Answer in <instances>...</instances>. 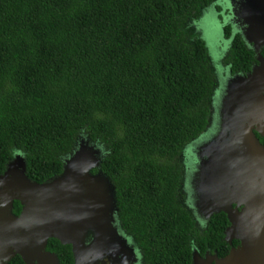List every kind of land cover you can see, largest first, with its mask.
Masks as SVG:
<instances>
[{"label":"trees","instance_id":"obj_1","mask_svg":"<svg viewBox=\"0 0 264 264\" xmlns=\"http://www.w3.org/2000/svg\"><path fill=\"white\" fill-rule=\"evenodd\" d=\"M218 1L0 0V175L21 153L28 177L45 183L88 139L145 264H192L194 249L227 256V215L201 230L184 193L185 149L208 128L217 88L192 22ZM223 31L224 64L250 72L255 52L231 25ZM47 251L73 261L57 239Z\"/></svg>","mask_w":264,"mask_h":264},{"label":"water","instance_id":"obj_2","mask_svg":"<svg viewBox=\"0 0 264 264\" xmlns=\"http://www.w3.org/2000/svg\"><path fill=\"white\" fill-rule=\"evenodd\" d=\"M230 1L259 65L228 82L220 104V131L200 148L191 189L197 214L209 221L225 213L230 222L225 240L240 244L224 258L194 251L192 264H264V146L254 133L257 127L264 136V0H240L238 8L236 0ZM96 146L81 139L64 159L63 173L42 184L28 177L25 157L15 155L0 175V252L8 249L0 255V264L17 255L25 264H60L58 256L47 251L50 239L71 245L78 264H96L89 248L106 229L116 232L112 223L117 213L115 190L101 171L102 150ZM77 148L90 150L93 159L74 173L73 168L81 167ZM16 201L22 206L19 216L13 213ZM92 233L96 240L86 246ZM98 249V244L93 247Z\"/></svg>","mask_w":264,"mask_h":264},{"label":"flooded vegetation","instance_id":"obj_3","mask_svg":"<svg viewBox=\"0 0 264 264\" xmlns=\"http://www.w3.org/2000/svg\"><path fill=\"white\" fill-rule=\"evenodd\" d=\"M239 3H240V0L235 1L236 8H238V6H240ZM219 5L220 6H218V7L221 9L222 8L221 3ZM230 7H231V9L228 10V12H230V14H228V17L231 18V21L227 25L232 26V34L234 35V33L235 34L241 33V31H240L241 27L238 25L240 22H237L234 19V15L232 13L233 8L231 5H230ZM227 25H225V26H227ZM231 40H232V38L228 39L227 41L229 43H231ZM249 46H250V48H252L251 45H249ZM209 53H210V51H209ZM219 56H220V59L213 60V58H215V57L214 56L212 57L210 54V58L212 60V63L215 67V71L217 74V88H216V92H215V95L213 98L212 113L210 116L208 128L200 137H198L195 141H193L190 145H188L186 147L185 153L183 156V158L185 159V157L187 155L188 156L187 158L190 161V166L188 168H187V164L185 165V167H186L185 168L186 169L185 170V178H186V175L188 176L187 177L188 180H186V182L184 184V186H185L184 187V193L186 194V202H187L186 206L193 213L195 220H196V225L201 230H204L205 228H207L209 221H206L204 218L200 217L197 214L196 210L194 209L193 193H192V189H191V180H192V178L196 172V169L198 167V160H199L198 153L200 152V148L203 147L209 141H211L214 137H216L220 131V123H221L220 122V104H221L223 97L226 94L228 82L230 81V79H232L235 76H240V75L241 76H247L249 73H251V71L247 72V73H232V70L229 68V66L224 64V59H225L226 55H224V53H223V54H220ZM255 56H256V54H255ZM217 63L219 66L216 65ZM256 65H259L257 57H256V63H254V65L252 66V69ZM256 128L254 129V133L256 134L260 143L264 146V136L259 134V132H257ZM103 154L104 153H102V156H103ZM187 158H186V160H187ZM207 159L208 158L206 156L202 157V160H204V161ZM186 160H184L185 163H186ZM187 169L189 171L188 173H187ZM185 188H186V190H185ZM240 210H241V208H240ZM112 224L116 228V232L113 229H109V228L106 229L105 231H107V232H105L103 234L101 240L99 242L97 241L96 243H94V245L92 247L90 246V244H92L96 240V237H95V234H93V233L88 235V237L85 241V244H86V246H90L89 249L94 251V254L90 253L89 257L96 256L97 258L94 259V261L97 260L96 264H145L142 250L139 248V246L134 241V239L122 229V227L119 223V220H118L117 213L115 215V222ZM97 244L99 245V249L93 250V247L96 246ZM239 244H240V242H239ZM233 245H234V241H233V244L230 245L231 249L235 247ZM68 246L71 247V251H72V255H73V261L70 264H78L76 262L75 255L73 253L72 246L71 245H68ZM194 251L197 252V250H195V249H194ZM3 254L5 255L6 253H3ZM206 254L218 256V254L211 253L209 251H207ZM206 254H204L203 256L201 254L200 255L202 257H204ZM17 256H19V255H17ZM17 256H15L14 258H16ZM14 258H12L11 261L7 262L6 264H13ZM219 258H224V257H219ZM59 262H60V260H59ZM22 263L25 264L23 259H22ZM60 264H62V263L60 262ZM87 264H90V263H87Z\"/></svg>","mask_w":264,"mask_h":264},{"label":"rangeland","instance_id":"obj_4","mask_svg":"<svg viewBox=\"0 0 264 264\" xmlns=\"http://www.w3.org/2000/svg\"><path fill=\"white\" fill-rule=\"evenodd\" d=\"M220 3L222 8L221 10L220 8L217 10L216 8L220 6ZM230 5V0H219L216 4L206 9L201 18H199L196 22H192V28L196 33L203 37L207 43L211 56L215 57L213 60L220 59V54L224 53V55H227L229 50L230 43L226 40L223 29L225 25L229 24L231 21V18L228 17V14H230L228 10L231 9ZM216 65H218V63ZM187 157L188 156L186 155L184 160H186ZM186 164L188 168L190 166L188 158L186 160ZM188 172L189 171L187 169V173ZM187 177L188 176L186 175L185 182L188 180Z\"/></svg>","mask_w":264,"mask_h":264},{"label":"bare ground","instance_id":"obj_5","mask_svg":"<svg viewBox=\"0 0 264 264\" xmlns=\"http://www.w3.org/2000/svg\"><path fill=\"white\" fill-rule=\"evenodd\" d=\"M80 146H82L83 148H85V144H83V143H81ZM78 151L80 153H78ZM92 152H95V151L93 150ZM77 153H78L77 154V159H78L79 164L81 165V167L80 168H76V169L73 168L74 173L77 172V171H81L82 172L83 169H84L83 166L84 165H89L91 163V160L93 159V155L91 154L90 150H88V149H86V150H80V148H77ZM90 157H92V158H90ZM70 169H72V168H70ZM7 250L8 249L1 250L0 255L4 256L3 253H7Z\"/></svg>","mask_w":264,"mask_h":264}]
</instances>
